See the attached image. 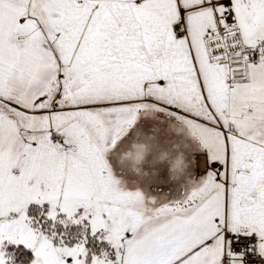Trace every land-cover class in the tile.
<instances>
[{"label":"snow or ice","instance_id":"1","mask_svg":"<svg viewBox=\"0 0 264 264\" xmlns=\"http://www.w3.org/2000/svg\"><path fill=\"white\" fill-rule=\"evenodd\" d=\"M0 264H264V0H0Z\"/></svg>","mask_w":264,"mask_h":264}]
</instances>
